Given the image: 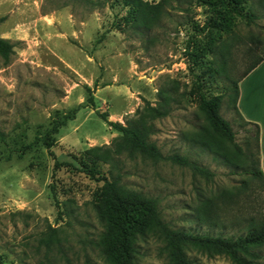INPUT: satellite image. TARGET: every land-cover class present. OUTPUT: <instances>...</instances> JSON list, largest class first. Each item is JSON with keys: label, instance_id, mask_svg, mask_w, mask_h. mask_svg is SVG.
I'll return each instance as SVG.
<instances>
[{"label": "rangeland", "instance_id": "obj_1", "mask_svg": "<svg viewBox=\"0 0 264 264\" xmlns=\"http://www.w3.org/2000/svg\"><path fill=\"white\" fill-rule=\"evenodd\" d=\"M172 6L145 31L131 26L120 0H0V38L14 45L8 63L0 57V264H105L96 247L102 182L82 173L79 162L88 149L120 135L106 121L124 124L143 100L156 104L159 90L174 92L179 105L155 121L151 141L163 156H184L213 175L121 156L125 188L155 198L171 228L198 235L238 236L244 218L264 212L256 180L189 142L203 123L200 97L222 95L220 114L235 141L256 155L253 126L235 113L231 97L233 82L264 52V8L260 0H244L243 12L255 19H236L231 35L221 36L236 38L221 73L210 54L197 65L192 60L194 49L219 44L215 35L200 34L209 9L197 1ZM75 109L72 120L49 134L53 120ZM108 168L100 166L105 176ZM228 190L235 201L219 204L223 225L198 223L201 201ZM162 247L153 237L139 240L135 264H167ZM257 252L255 264H264V246ZM188 257L192 264H231L221 256Z\"/></svg>", "mask_w": 264, "mask_h": 264}, {"label": "trees", "instance_id": "obj_2", "mask_svg": "<svg viewBox=\"0 0 264 264\" xmlns=\"http://www.w3.org/2000/svg\"><path fill=\"white\" fill-rule=\"evenodd\" d=\"M193 1L201 7L209 9L210 17L200 30L204 37L215 35L219 40L217 46L211 47L209 43L194 49L192 60L198 64L204 55L213 57L217 72H226L228 57L236 38H227L223 41V34L231 35L235 20L239 19L246 24L254 21V15L243 12L244 0H159L148 2L145 0H120V4L129 10L131 26L145 31L157 26L166 14V7L172 4L191 6ZM264 8V0H260ZM180 11L182 8L177 6ZM232 37V36H231ZM210 38L209 40H211ZM14 45L7 39L0 38V57L8 63L13 53ZM187 54L189 47L185 48ZM264 59L261 57L252 62L241 78L246 76ZM241 78L233 82V95L231 97L235 113L240 116L236 103L238 99V83ZM89 91V90H88ZM171 90H159L156 104L143 100L133 116L124 124L107 122L104 115L101 119L120 135L109 146H96L85 152L86 159L79 162V169L95 182H102L99 201L95 210L103 222V231L98 236L96 247L105 264H135L137 243L147 237L158 239L166 255L167 264H192L188 253L204 255L207 258L224 257L231 264H255L261 259L257 250L264 246V212L257 216L244 218L242 233L235 237L198 235L182 229L171 228L165 223L155 198L140 192L128 190L121 183L122 173L119 169V157L128 159L141 158L152 163L168 161L173 165L188 168L193 176L210 179L212 173L178 154L163 156L151 137L156 134L155 121L169 115L174 105L179 102ZM92 96L88 102L92 104ZM222 95L207 98L200 97L198 112L202 118V125L192 132L189 142L218 157L223 163L240 170L251 180H256L258 186L264 189L263 175L260 170L258 157V126H253V138L256 145V155L245 152L235 141V133L230 124L220 114ZM77 109L70 115L64 114L53 120L49 134H57L59 128L65 126L74 118ZM246 123V122H245ZM45 145L50 147V142ZM59 165L57 162L55 166ZM108 165L106 176L100 166ZM234 194L231 190L222 191L217 195L204 198L197 209V221L201 224L221 227L223 221L218 212L222 202L233 203ZM235 201V200H234ZM213 219V220H212ZM48 246V243H46Z\"/></svg>", "mask_w": 264, "mask_h": 264}, {"label": "crops", "instance_id": "obj_3", "mask_svg": "<svg viewBox=\"0 0 264 264\" xmlns=\"http://www.w3.org/2000/svg\"><path fill=\"white\" fill-rule=\"evenodd\" d=\"M236 107L245 122L258 126V157L264 183V59L239 81Z\"/></svg>", "mask_w": 264, "mask_h": 264}]
</instances>
